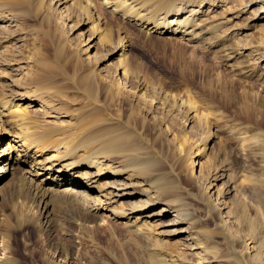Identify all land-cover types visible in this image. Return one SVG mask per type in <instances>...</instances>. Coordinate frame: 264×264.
Here are the masks:
<instances>
[{
  "label": "rangeland",
  "instance_id": "rangeland-1",
  "mask_svg": "<svg viewBox=\"0 0 264 264\" xmlns=\"http://www.w3.org/2000/svg\"><path fill=\"white\" fill-rule=\"evenodd\" d=\"M141 1L143 3L140 4L148 6L147 12L164 8V5H158L159 2L169 4L161 0ZM198 1L171 0V4L179 7L182 3L191 5ZM75 2L81 4L82 1L74 0L69 8L74 17L64 21L62 26L56 20L60 18L57 15L59 9L52 6L54 0H0V4H5L8 10L15 13L16 22L13 23L18 24L15 27L7 25L4 31H0V46L12 45L19 52H14L18 63H21L19 59L28 60L25 78L28 86L21 88L29 89L42 98L55 99L61 111L67 113V116L59 118L63 121V127H69L64 133L60 132L61 127L53 123L42 126L28 123L24 124V130L33 133L35 139L40 140L42 136L40 143L50 141L51 145L47 144L50 146H47L49 150L43 153L44 156L53 154L58 143L68 146L75 158L78 154L82 157L95 153L108 154L116 159L119 156L118 165L123 169L126 167V172L132 173L136 181L154 184L160 189L161 198L176 199V202L184 204L182 211L189 214L195 228L202 231L199 233L201 241L210 247L209 264H240L233 255L232 243L214 231L201 193L188 179L190 167L187 161L192 147L191 141H188L190 131H183L176 110L184 103L197 108L200 120L195 122L194 137L201 142L205 131L211 132L214 138L207 142V146H210L208 152L215 157V163L221 165V161L223 164L226 162L224 168L228 167L227 172L234 181H243L246 193L254 195L259 189L264 192V14L256 18V5L246 12L243 9L245 0H232L226 5H218L213 11L202 9V18L212 14L231 19L214 30L216 38L225 46L248 47L242 56L247 53L251 57H240L237 59L239 63L234 65L233 61L227 64L223 62L218 53L220 46L188 41L180 34L156 31L146 34L138 30L128 17L103 7L99 0L91 1L98 15L96 19L89 12L88 18L81 13V20L84 16L90 22L78 27L79 17L75 14L80 13V4ZM54 7H57L56 4ZM231 15L236 18L232 19ZM202 18L196 16L195 21L199 22ZM92 24H96L99 32L109 41L117 42L118 37L123 36L124 42L123 51H115L97 66L77 60L86 47L85 41L91 35ZM74 25L75 30H70L69 26ZM226 27L238 33L225 36ZM14 28L12 33H6ZM82 38L84 41L80 42ZM95 43V47L89 51L90 55L94 52L104 54L110 49V43ZM250 51L261 56L260 61L253 60ZM122 58H125L130 76L140 77L149 85L150 95L166 102L164 105L171 113H167L168 118L163 122L158 117H152L154 112L148 114L142 105L117 97L113 89L106 87L107 82L99 77L100 73L113 72L114 67L117 69L118 61ZM5 70L7 74L3 80L11 77L10 69ZM98 70L101 72H96ZM157 91L163 95L160 96ZM20 103L21 107L27 104ZM35 107L36 104L28 107V114L31 113L32 117L37 115L32 110ZM50 133L52 140L46 138V134ZM181 134L187 135L188 139L183 144L179 138ZM59 139L61 141L57 142ZM8 140L9 135L0 136V148L5 147ZM104 142H108L106 148ZM29 164L15 165L12 173L0 179V251L6 249L3 246L10 245L14 261H18L15 264H42L50 255V250L49 254L46 250L51 249L54 243L68 245L69 250L73 251L72 238L79 241L74 256L85 254L90 264H188V259L194 258L181 247L180 237L158 234V230L150 227L144 219L110 215L107 209L100 210V215L95 217L83 208L81 199L72 194L62 195L56 199L58 203L55 201L52 204L55 205L59 221L58 228L53 232L43 231L42 225L36 227L22 223L21 218L27 216L26 211L28 217H34L39 207L33 187L24 179L25 168ZM85 168L82 166L79 169ZM67 185L64 183L62 188ZM91 191L93 196L97 195L96 191ZM229 199L225 198L226 201ZM124 203L118 208L127 205ZM158 205L152 209L158 208ZM258 216L263 220L261 213ZM78 224L82 225V229L76 235L65 233ZM85 225H88L87 229ZM7 238L8 245L5 244L8 243L5 242ZM43 244H46L44 248Z\"/></svg>",
  "mask_w": 264,
  "mask_h": 264
},
{
  "label": "bare ground",
  "instance_id": "bare-ground-1",
  "mask_svg": "<svg viewBox=\"0 0 264 264\" xmlns=\"http://www.w3.org/2000/svg\"><path fill=\"white\" fill-rule=\"evenodd\" d=\"M81 1V4L75 2V4H80V8H78L80 9V13L75 14V16L79 17L77 20L78 27L88 23L89 20L85 18L87 14L90 13V15H94L95 19L96 16H98L94 11L92 0ZM161 1L169 4H161V2H159L158 5H164V8H158L157 12H155L156 10L154 12H151V10L147 12L149 9L148 6L140 4L143 3L141 0H99V2L104 5L103 7L107 8L112 13H121L124 17H128L129 20L135 23L133 25H135L138 30L146 34L154 33V31L159 33L180 34L182 37H186L188 41L220 46L218 53L220 52V56L226 64L233 61L235 62L234 65H236L239 63L237 59L249 56L246 55L247 53L242 56L244 51L248 49L246 45H237V47L239 46L238 48L225 46L220 39L216 38L217 34L215 35L216 32L214 33V30L218 27H223V24L227 23L225 21H228L230 18H219L216 17V15L212 16V14L202 18L203 8H205L206 11H213V8L218 5H226V3L232 0H200L197 4L191 3V5H187L186 3H182L179 4V7H174V4H171V0ZM55 4L57 7H54ZM72 4H74V0H54L52 4L53 8L59 9L57 15L60 19L56 20L61 23L62 26L65 24L64 21L74 17L71 15V9H69ZM254 5H256V18L264 14V0H245L243 9L247 12L249 8ZM72 8L74 9V7ZM88 8L90 10H88ZM226 11L227 9L225 12ZM81 13L85 16H83L82 20ZM196 16L201 17V21H195ZM231 18L235 19L236 17L231 15ZM13 22H16L15 13L8 10L5 4H0V31H4L7 25L14 27L18 25ZM69 28L70 30H75V25L69 26ZM90 28H92L91 35H88L85 41L86 47L81 51L83 54L81 56L79 54L77 60L91 65L99 63L101 65V63L109 58L115 51H123V36L122 38L118 37L117 42H111L99 32V28L96 24H92ZM14 30L15 28L6 31V33L10 34V32L12 33ZM225 30V36L238 33V31L233 28L228 29V27H226ZM94 39L101 43H110V49H107L104 54L94 52L90 55L89 51L96 45ZM82 41H84L83 38L80 42ZM11 46L12 45L0 46V136H10V140H8L6 146L0 148V179L12 173L15 165H26L28 162L30 163L29 167L25 168L24 179L33 187L39 200V207L36 209L38 214L34 217H28L29 213L26 211L27 214L25 215L27 216L21 218L22 223L36 227L42 225L43 231L49 233L51 231L53 232L55 228H58L59 221L57 219L55 205L52 204L62 195L72 194L81 199L83 208H86L85 210L89 214L92 212L95 217L100 215V210L107 209L110 215L118 214L122 217L134 218L135 220L144 219V221L149 223L150 227L154 230H158V234L167 237H180L182 240L181 247L185 249L184 251L189 255L194 256V258L188 259V264L192 262V264H209L211 262L208 252L210 247L203 244L201 241L202 237L200 238L199 235L202 231L200 232V229H196L195 222L193 223L189 214L182 211L184 204L176 202V199L161 198L160 189L154 184H145L143 180L136 181L132 173L126 172L125 166L123 169L121 165H118L119 156H117L118 159H116L108 156V154L97 155L95 153L82 157L78 154L75 158L72 157L73 154L71 149L63 143L56 144V147L52 145L53 148L55 147L53 149V154L47 156L43 155V153L49 150L47 146L51 145V143H49L50 141L46 142L50 145L40 143L39 141L43 139L42 136L40 140L35 139L36 137L33 133L24 130L26 129L24 124L32 123L37 126L41 124L42 126V124L53 123L61 127L60 132L64 133L67 127H63V121L59 118L67 116V113L63 110L61 111V106L59 107L60 104L57 105L55 99L47 97L42 98L40 95L37 96L35 93L30 92L31 90L29 89L28 91L27 89L21 88L27 85L25 78H27L26 70L28 66H26V62L28 63V60L24 61V59L20 61L19 59L21 63H18L17 59H15L17 55H14V52H17V54L19 52ZM250 53L253 55V60L256 59L260 61L261 56L251 51ZM249 57H251V55ZM118 62L117 69L114 67L113 72L109 71L101 74V71H96L100 73L98 74L100 75L99 77H102L103 81L107 82L106 87L108 86L109 90L113 89L115 91L114 94L120 99L142 105L145 110L147 109L148 114L154 112L152 117H158L162 122L164 119L168 118L167 113H171V111L165 107L164 104L166 102L160 101L159 98L150 95L149 85L140 77L130 76L125 58L120 59ZM1 66L6 68L3 69ZM7 68L10 69L11 77L3 80L4 76L7 74V72H5ZM119 73L121 75L120 77H118ZM157 93L160 96L163 95L160 91H157ZM20 102H27V104L21 107ZM35 104L36 107L32 110H34L37 115L36 117H32L30 115L31 113L28 114V107H32ZM178 107L176 115L180 118L181 128H183V131L188 129V132L190 131L191 133L188 134L190 140L186 138L187 135L181 134L179 136L180 140H182V144L186 140L192 143L191 151H189L190 153L188 154L189 160L187 161L190 167V178L188 179L201 193L202 200L207 208V217L212 220L214 231L217 235L221 236V238L228 239L232 243L231 249L233 250V255L240 261V264H264V192L259 189L254 192V195L246 193L243 181H234L232 176L227 172L228 167L224 168L226 167V165H224L226 162L223 164L220 160L221 162H219L221 165H217L215 163V157L209 155L208 151L210 146H207V142L213 141L214 135H210L211 132L206 130L201 142H198L200 140L194 137L196 136L195 130L197 126L195 122L200 120L197 108H194L190 103L180 104ZM156 113L158 116H156ZM49 118L54 119L57 123L54 122V120H49ZM11 128L16 131H12ZM68 129L69 127L67 130ZM104 134L107 135L106 133ZM50 136L51 133L46 134L47 139L50 138ZM176 136L178 137L177 133ZM56 141L60 142L61 139ZM107 145L108 142H104L105 148ZM119 145L118 143L117 146ZM202 158H204L203 161L201 160ZM82 166L86 168L79 169ZM195 166H197V168ZM104 177L108 178L105 179ZM102 178H104L103 181H101ZM217 181H220V183L218 184ZM64 183L69 185L62 188ZM77 186H79V188H77ZM91 190L96 191L97 195L93 196ZM226 197L230 199L226 201ZM125 201H128V203ZM122 203L127 205L122 209L118 208ZM156 204H159L158 208L152 209ZM250 210H253V212ZM258 213L263 215V220L259 218L260 216H258ZM86 226L88 225H85V227ZM87 228L88 227H86V229ZM80 229H82V225L78 224L65 233L73 236L80 232ZM1 240L3 239L1 238ZM8 240V238L7 240L5 239V242H8ZM70 241L72 242L71 245L74 247L73 251L69 250L68 245L59 243H54L51 249L46 248V252L50 250V255L42 264H90V260L85 254L78 253L77 256H74V249L76 248V243L78 242L79 244V241H77L76 238H72ZM5 244L8 245L9 242ZM45 245L43 244V248ZM3 247L6 249L0 251V264H15L18 262L14 261V253L10 245L8 247Z\"/></svg>",
  "mask_w": 264,
  "mask_h": 264
}]
</instances>
